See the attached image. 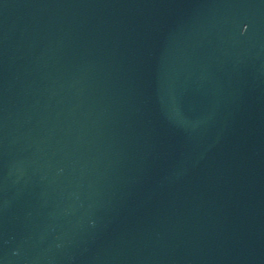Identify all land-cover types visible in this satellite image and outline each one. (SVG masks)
I'll return each mask as SVG.
<instances>
[{
	"label": "water",
	"instance_id": "obj_1",
	"mask_svg": "<svg viewBox=\"0 0 264 264\" xmlns=\"http://www.w3.org/2000/svg\"><path fill=\"white\" fill-rule=\"evenodd\" d=\"M0 264H264V0H0Z\"/></svg>",
	"mask_w": 264,
	"mask_h": 264
}]
</instances>
